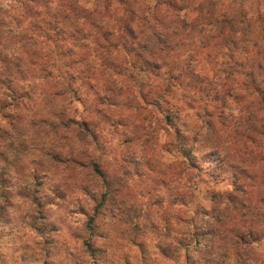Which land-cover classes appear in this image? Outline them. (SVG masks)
<instances>
[{
	"label": "clouds",
	"instance_id": "obj_1",
	"mask_svg": "<svg viewBox=\"0 0 264 264\" xmlns=\"http://www.w3.org/2000/svg\"><path fill=\"white\" fill-rule=\"evenodd\" d=\"M0 264H264V0H0Z\"/></svg>",
	"mask_w": 264,
	"mask_h": 264
}]
</instances>
